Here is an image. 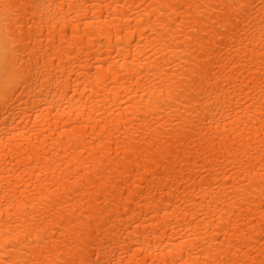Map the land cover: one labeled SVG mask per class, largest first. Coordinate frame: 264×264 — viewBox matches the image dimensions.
<instances>
[{"label":"bare ground","instance_id":"1","mask_svg":"<svg viewBox=\"0 0 264 264\" xmlns=\"http://www.w3.org/2000/svg\"><path fill=\"white\" fill-rule=\"evenodd\" d=\"M0 264H264V0H0Z\"/></svg>","mask_w":264,"mask_h":264}]
</instances>
